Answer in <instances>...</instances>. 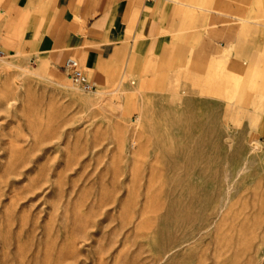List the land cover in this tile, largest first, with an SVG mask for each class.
<instances>
[{
	"label": "rangeland",
	"instance_id": "1",
	"mask_svg": "<svg viewBox=\"0 0 264 264\" xmlns=\"http://www.w3.org/2000/svg\"><path fill=\"white\" fill-rule=\"evenodd\" d=\"M170 1L91 92L0 39V264H264V0Z\"/></svg>",
	"mask_w": 264,
	"mask_h": 264
},
{
	"label": "crops",
	"instance_id": "2",
	"mask_svg": "<svg viewBox=\"0 0 264 264\" xmlns=\"http://www.w3.org/2000/svg\"><path fill=\"white\" fill-rule=\"evenodd\" d=\"M165 1L144 0L140 6L138 0H0V39L25 25L21 47L37 50L53 65L61 68L76 57L95 76L122 64L141 76L164 46L162 31L175 5Z\"/></svg>",
	"mask_w": 264,
	"mask_h": 264
},
{
	"label": "built area",
	"instance_id": "3",
	"mask_svg": "<svg viewBox=\"0 0 264 264\" xmlns=\"http://www.w3.org/2000/svg\"><path fill=\"white\" fill-rule=\"evenodd\" d=\"M147 2H155L158 0H145ZM62 71L67 78L83 92H91L95 89V85L88 79L79 62L74 58H67L62 67Z\"/></svg>",
	"mask_w": 264,
	"mask_h": 264
}]
</instances>
